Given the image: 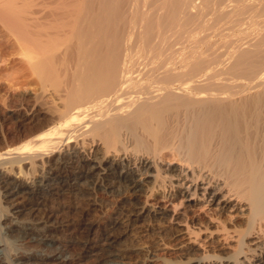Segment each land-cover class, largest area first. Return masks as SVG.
<instances>
[{
    "label": "bare ground",
    "instance_id": "1",
    "mask_svg": "<svg viewBox=\"0 0 264 264\" xmlns=\"http://www.w3.org/2000/svg\"><path fill=\"white\" fill-rule=\"evenodd\" d=\"M0 36L50 97L5 116L0 218L58 244L0 239V264L118 263L141 223L188 261L264 264V0H0Z\"/></svg>",
    "mask_w": 264,
    "mask_h": 264
},
{
    "label": "rangeland",
    "instance_id": "2",
    "mask_svg": "<svg viewBox=\"0 0 264 264\" xmlns=\"http://www.w3.org/2000/svg\"><path fill=\"white\" fill-rule=\"evenodd\" d=\"M0 49V56H2L3 59L2 61L0 60V123L3 125V130L1 131L0 129V135L2 136V133L8 134V132H12V129L14 130V125L11 124V122L5 116H10V113L14 111L13 108H15V106L17 107V105L20 103L25 104L27 106L32 104L35 105V103H38L40 101L41 103L39 102L38 105L39 107H41L47 103L50 104V97L49 95L42 96L43 94L41 90L39 91L40 87H38L37 85L38 80H36L34 77H31L30 75H24V57L21 56V54H18V52L20 53V51H18L19 49L16 48V46L11 40H8L6 38L4 39L2 36H0ZM19 55L23 58H21ZM39 94L42 97H40ZM14 136H12L11 138H15ZM61 202L66 203L67 206H75L76 200L67 199L65 202L63 200ZM45 209L46 207L42 206L38 207V209L34 212L25 209L15 215L16 217H18L17 219L15 218V220L23 226L27 225V223H34L35 221H39L44 218ZM105 214L106 215L93 213L89 219L92 222L103 223L104 218L109 215V212H106ZM69 216L70 217H68L67 219L80 220V217L76 211L70 212ZM6 218L7 217L0 218V239L3 240V246L6 249L5 252L7 251V253H9L10 255L12 254V252L13 254H15L16 250L20 248H24L25 250L32 249L37 252L43 253H49L51 251H54V249L56 250L58 248V244L53 242L52 240L44 241L42 239L38 243H33L32 241H29V243L28 240H34L35 235L28 236V239H26L27 242H25L26 240H22V238L24 237V235L21 234L24 233L22 230L10 232L9 230L5 229L6 227L4 225L6 224ZM144 224L146 223L139 224L137 230H134L135 233H128L127 236L120 240V243H117L118 245L116 244V246H118L117 248L119 249H129V251L133 252L131 257L118 261V263L109 261L106 264H198L199 262H201L199 261L198 257L191 261L184 259V257L179 251V243L178 241H173L174 238H171L172 242H170L166 246L162 245L159 240H157L159 242V244L157 245L153 242L152 239L149 240V237H145L146 239H144V236L147 235L146 231L150 229L151 226L155 225ZM45 234L53 235L54 233L49 231ZM68 235L69 237L68 239L66 238V241L68 240L69 242H72L70 243V245L69 243H67L70 246L68 250V255L76 257L80 253H82L79 245L82 242L83 236L79 231H69ZM54 238H56L57 240L58 238L61 239L62 236L54 234ZM23 244L25 245L22 246ZM153 245L156 248L153 247ZM78 264L100 263L87 258L82 260Z\"/></svg>",
    "mask_w": 264,
    "mask_h": 264
}]
</instances>
